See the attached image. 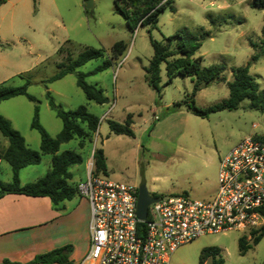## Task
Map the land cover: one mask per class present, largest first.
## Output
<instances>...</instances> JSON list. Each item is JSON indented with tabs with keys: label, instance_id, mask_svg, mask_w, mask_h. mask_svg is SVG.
Masks as SVG:
<instances>
[{
	"label": "rangeland",
	"instance_id": "374dc122",
	"mask_svg": "<svg viewBox=\"0 0 264 264\" xmlns=\"http://www.w3.org/2000/svg\"><path fill=\"white\" fill-rule=\"evenodd\" d=\"M252 2L171 0L159 12L155 28L137 25L132 29L115 13L114 0H5L0 5V84L20 87L27 83V92L35 102L24 96L10 98L0 103V115L20 133L27 148L39 151V133L31 128L35 106L39 124L51 138L62 128L49 106L47 92L64 110L84 106L99 118L93 142L79 150L76 142L70 141L61 144L58 151L74 150L83 158V163L70 168L72 184L86 176L87 159L95 148H101L107 159L106 173L98 174L101 178L136 188L144 181L152 198L186 197L210 202L218 191L220 162L230 149L249 136L264 141V113L249 108L248 100H244L236 110L200 118L184 103L192 92L193 77L176 76L166 84L164 64L160 67L159 98L145 81V68L153 54L150 41L166 44L164 38L183 29L209 33L195 57H201L203 67L223 66L221 77L225 80L211 82L195 95V105L208 108L228 98L232 68L246 66L256 52L250 43L258 45L261 40L264 10ZM87 3L91 8L86 9ZM119 41L127 46L124 55L108 68L92 73L109 58L112 45ZM85 47L101 50L103 56L48 82L58 73L59 63H66L68 56L76 57ZM249 73L264 89V56L250 66ZM78 74L103 91L105 104L86 99L76 85ZM176 103L179 106H174ZM128 115L133 136L112 134L107 121L123 124ZM0 141L7 143L1 135ZM2 163L0 178L10 182V166ZM50 164L51 155L42 156L39 164L21 169L20 182L36 181ZM67 212H62L57 222L61 227ZM251 237L249 230L204 235L180 246L170 256L169 264H199L202 249L212 246L220 249L223 264H264V235L257 244ZM240 238L251 246L245 254L239 250ZM49 242L50 247L55 246L53 250L67 248L69 257L70 248L61 247L67 242L65 232L58 231ZM38 248L47 249L46 245Z\"/></svg>",
	"mask_w": 264,
	"mask_h": 264
},
{
	"label": "trees",
	"instance_id": "16d2710c",
	"mask_svg": "<svg viewBox=\"0 0 264 264\" xmlns=\"http://www.w3.org/2000/svg\"><path fill=\"white\" fill-rule=\"evenodd\" d=\"M171 0H114V11L119 14L130 28L134 26H148L151 29L157 25V18L166 4ZM5 0H0V5ZM35 2V0H33ZM254 7L264 10V0H253ZM209 37V33L200 30L191 33L186 29L178 31L173 35L164 38L166 44L160 41L151 40L152 57L148 66L145 68V81L157 96L161 97V79L160 67L165 65L166 84L172 82L176 76H192L193 89L186 96L184 101L187 109L192 114L207 118L209 114L225 110H236L244 100H248V106L251 109L264 113V89H260L254 78L249 73V68L260 57L264 56V26L261 30V40L259 44L250 43L256 51L251 56L246 66L232 68V81L227 84L229 96L218 104L202 109L194 103L195 95L214 81L225 80L222 78L224 67L212 65L208 67L201 66V57H195L201 42ZM127 49L126 44L119 41L112 45L111 55L103 63L96 67L92 73L100 72L108 68L113 60L122 57ZM60 49L57 51L59 53ZM103 56L101 50L85 47L76 57H67L66 63L57 65L58 73L49 79L48 82L63 78L64 76L75 72V70L91 60ZM76 85L82 90L87 100L98 105L107 102L103 91L93 85H89L84 80L83 74L77 75ZM24 96L29 101L35 98L28 94L27 83L20 87L6 86L0 84V103L13 97ZM49 106L56 116L61 120L62 128L55 138H51L38 121V106H35L34 116L31 128L35 129L40 136L39 151H33L25 145V141L20 133L15 130L11 123L0 115V135L6 139V145L0 141V160L5 161L11 169V180L8 183L0 182V198L5 195H24L28 197H46L51 201L53 208L59 209V206L67 200L74 198L77 193V184H72V174L70 168L83 163L82 156L74 150H66L59 153L61 144L70 141L76 142V148L85 149L88 144L93 142L94 136L99 126V118L89 113L84 106H79L75 110H64L61 105L54 101V98L47 92ZM176 103L174 106H179ZM110 132L114 135H123L132 137L131 116H127L124 123H118L112 120L107 121ZM51 155V164L49 170L34 182L22 185L19 179L21 169L40 163L42 156ZM94 174L106 173V162L103 150L95 148L93 150ZM253 244H257L264 235V227L252 230ZM250 245L244 238L239 239V250L245 254ZM67 248L50 251L39 255L35 260L27 263L12 262L3 260L0 264H36L37 262L56 264H71L66 256ZM209 260V264H223L218 247L203 248L199 264H204Z\"/></svg>",
	"mask_w": 264,
	"mask_h": 264
},
{
	"label": "built area",
	"instance_id": "2783aa9c",
	"mask_svg": "<svg viewBox=\"0 0 264 264\" xmlns=\"http://www.w3.org/2000/svg\"><path fill=\"white\" fill-rule=\"evenodd\" d=\"M93 153L77 193L90 207L88 250L79 264H169L204 235L264 227V141L249 136L223 157L210 202L159 197L137 217L138 190L94 174Z\"/></svg>",
	"mask_w": 264,
	"mask_h": 264
},
{
	"label": "crops",
	"instance_id": "0c3cea01",
	"mask_svg": "<svg viewBox=\"0 0 264 264\" xmlns=\"http://www.w3.org/2000/svg\"><path fill=\"white\" fill-rule=\"evenodd\" d=\"M104 156L107 162L105 153ZM90 158L87 159V164ZM2 162L3 160H0V173L4 168ZM86 177L87 173L79 182L84 181ZM0 182L8 183L1 178ZM67 201L72 202V205L63 202L59 209L55 210L46 197L10 194L0 198V263L3 260L26 263L40 253L56 249L55 246L50 247L47 242L59 231L66 233L67 242L61 247L70 248L68 261L71 264H79L88 250L90 207L88 201L79 195ZM66 211V223L61 227L57 222L62 217L61 213ZM38 245H46L47 249L38 248ZM209 263L210 261L206 260L204 264Z\"/></svg>",
	"mask_w": 264,
	"mask_h": 264
},
{
	"label": "water",
	"instance_id": "95a60500",
	"mask_svg": "<svg viewBox=\"0 0 264 264\" xmlns=\"http://www.w3.org/2000/svg\"><path fill=\"white\" fill-rule=\"evenodd\" d=\"M91 8V5L89 3L86 4V9ZM138 190V201H137V217L140 220H145L147 215V207L157 201V198H152L146 187L144 181L140 183V185L137 187Z\"/></svg>",
	"mask_w": 264,
	"mask_h": 264
}]
</instances>
